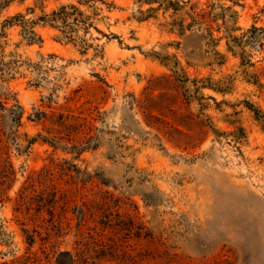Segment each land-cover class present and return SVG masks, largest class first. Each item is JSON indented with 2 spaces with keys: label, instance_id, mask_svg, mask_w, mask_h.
<instances>
[{
  "label": "rangeland",
  "instance_id": "374dc122",
  "mask_svg": "<svg viewBox=\"0 0 264 264\" xmlns=\"http://www.w3.org/2000/svg\"><path fill=\"white\" fill-rule=\"evenodd\" d=\"M0 264H264V0H0Z\"/></svg>",
  "mask_w": 264,
  "mask_h": 264
},
{
  "label": "trees",
  "instance_id": "16d2710c",
  "mask_svg": "<svg viewBox=\"0 0 264 264\" xmlns=\"http://www.w3.org/2000/svg\"><path fill=\"white\" fill-rule=\"evenodd\" d=\"M140 1H142V0H140ZM148 1H151V0H148ZM153 1H159V0H153ZM172 4V3H171ZM175 5V4H174Z\"/></svg>",
  "mask_w": 264,
  "mask_h": 264
}]
</instances>
